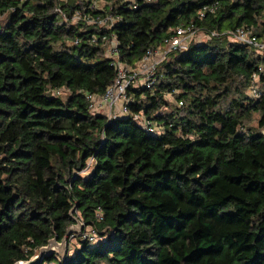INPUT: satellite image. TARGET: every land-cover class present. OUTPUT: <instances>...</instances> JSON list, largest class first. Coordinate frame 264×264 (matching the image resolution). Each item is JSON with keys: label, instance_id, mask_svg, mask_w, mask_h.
Returning a JSON list of instances; mask_svg holds the SVG:
<instances>
[{"label": "trees", "instance_id": "obj_1", "mask_svg": "<svg viewBox=\"0 0 264 264\" xmlns=\"http://www.w3.org/2000/svg\"><path fill=\"white\" fill-rule=\"evenodd\" d=\"M99 1L0 0V264L61 242L73 217L82 233L41 264H264V56L227 38L262 39L264 0ZM178 28L207 40L129 89L128 114L90 113L116 63Z\"/></svg>", "mask_w": 264, "mask_h": 264}, {"label": "built area", "instance_id": "obj_2", "mask_svg": "<svg viewBox=\"0 0 264 264\" xmlns=\"http://www.w3.org/2000/svg\"><path fill=\"white\" fill-rule=\"evenodd\" d=\"M106 21L107 19L103 21V24ZM97 24L101 25L102 23L99 21ZM193 33L189 29L178 28L165 41L164 49L150 51L133 69L116 63V77L113 83L106 89L104 95L98 98L91 94H86V101L88 102L90 113L102 114L108 119L128 114L126 103L128 102L129 89L138 87L150 89L156 81L154 75L157 73L158 66L164 57L171 52L185 50L192 41L191 36ZM227 38L232 43H237L251 49L255 56H264V35L260 39L255 36L251 29L239 28L227 33ZM261 71L262 68H259V72ZM257 79L258 75H253L251 84L247 90L249 96L254 99L260 96L259 86L256 83ZM59 93L56 92L57 95ZM133 119L141 123L142 126H149V122L140 115H134ZM83 238L92 241L96 238V234L94 231H89L83 235Z\"/></svg>", "mask_w": 264, "mask_h": 264}, {"label": "rangeland", "instance_id": "obj_3", "mask_svg": "<svg viewBox=\"0 0 264 264\" xmlns=\"http://www.w3.org/2000/svg\"><path fill=\"white\" fill-rule=\"evenodd\" d=\"M57 2L63 1V2H73L76 4H80L82 0H56ZM119 0H100L98 2V4L96 5L98 10H103L105 7H110L111 5L117 3ZM3 20L2 17H0V22ZM191 40L195 41V42H204L207 40L206 36L202 33V32H194L191 36ZM108 49V47H107ZM109 54H111L109 52ZM106 55L108 56V53H106ZM248 91H246L247 93ZM67 95L65 94L63 96V99H66ZM234 96L231 95L230 96V100L233 98ZM171 101V100H169ZM99 110V109H98ZM256 123H257V115H252L251 118L249 119V121H245V125L248 127H253L256 128ZM74 225V224H73ZM84 229V226H79V225H74L73 227H71L70 229V234L67 237V242L68 244H66V247H70L71 245H73L76 241V236H78ZM87 232H89L90 229H85ZM60 244V243H59ZM61 245V244H60ZM54 247V250L62 253L63 252V245L59 246V245H52ZM70 249V248H69Z\"/></svg>", "mask_w": 264, "mask_h": 264}, {"label": "water", "instance_id": "obj_4", "mask_svg": "<svg viewBox=\"0 0 264 264\" xmlns=\"http://www.w3.org/2000/svg\"><path fill=\"white\" fill-rule=\"evenodd\" d=\"M71 216H72V213H71ZM73 220L75 221V224L76 225H79L81 227L84 226V224L79 219L73 217ZM74 225H72V226H70L68 228L67 233H66V236L64 237V239L61 242H58L57 238L55 237V238L49 240V242H48V244L46 246L40 248L38 254L35 255L34 257H32L29 261H25V262L22 261V262H19L17 264H41V262H42V260H43L44 257L50 256L53 253H56L58 256L63 257L66 254L67 249H68L66 247V244H68L67 237L70 234L71 227H73ZM59 243L64 246L62 253L54 250V247L52 246L53 244L61 246Z\"/></svg>", "mask_w": 264, "mask_h": 264}]
</instances>
